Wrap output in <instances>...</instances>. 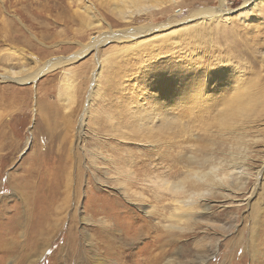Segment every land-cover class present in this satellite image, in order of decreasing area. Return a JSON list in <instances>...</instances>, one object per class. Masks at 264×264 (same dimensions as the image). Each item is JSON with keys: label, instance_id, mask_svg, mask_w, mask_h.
Segmentation results:
<instances>
[{"label": "rangeland", "instance_id": "rangeland-1", "mask_svg": "<svg viewBox=\"0 0 264 264\" xmlns=\"http://www.w3.org/2000/svg\"><path fill=\"white\" fill-rule=\"evenodd\" d=\"M170 2L160 0L161 5L137 11L117 0H0V74L33 72L48 61L73 57L100 38L172 24L135 40L109 39L99 52L35 83L0 81V264H95L91 259L69 262L66 256L59 260L70 234L66 221L53 224L56 215L65 220L76 211L80 219L94 202L107 209L110 198L123 192L117 182L127 181L129 173L141 168L147 175L133 190L144 196L139 201L125 199V208L143 216L142 210H153L160 195H167L160 202H171L170 193L160 189L163 178L177 181L191 167L208 170L217 165L224 171L243 163L245 172L254 176L236 184L229 197L210 196L204 222L184 225L183 232L172 230L174 246L157 253L166 252L161 264L167 257L197 264L204 253L209 257L203 264H264V0ZM222 8L229 11L227 16L204 23L192 15ZM97 58L103 59L104 70L90 99ZM173 64L220 77L207 91H197V107L175 108L166 114L167 120L150 125V142L141 134L146 132L139 129L134 111L141 105L152 111L150 71ZM236 92L242 104L234 101ZM229 98L234 99L227 105ZM74 155L81 167L79 199L73 187L66 206L62 170L69 162L66 170L74 178ZM139 159L147 168L135 167ZM174 168L178 174L171 177ZM29 180L50 191L35 197L25 188ZM53 195L59 200L58 214L49 212V228L28 242L37 230L31 225L40 220ZM31 200L36 203L33 212ZM149 219L158 224L155 217ZM168 224L160 226L166 231ZM141 225L139 221L130 227L128 236L138 234ZM83 227L92 230L77 220L75 233ZM160 232L136 235L135 242L121 248L127 256L124 253L119 261L114 257L110 264H149L147 253L155 248L150 238L163 237Z\"/></svg>", "mask_w": 264, "mask_h": 264}, {"label": "bare ground", "instance_id": "bare-ground-1", "mask_svg": "<svg viewBox=\"0 0 264 264\" xmlns=\"http://www.w3.org/2000/svg\"><path fill=\"white\" fill-rule=\"evenodd\" d=\"M159 1L160 0H117L118 3H121L122 6H124L123 8L125 9L130 8V10L137 9V11L147 8L152 4L161 5ZM173 1L175 2L176 0ZM174 2H170V3H174ZM124 14L125 16L127 15L126 13ZM228 14L229 11L222 8L220 9V11L218 12L215 11L214 13L208 10H201L195 15L194 14L192 15L194 19L198 21H202V23H204L208 21L205 19H214L216 17L223 18ZM171 25L172 24L169 22L161 26H157V27L155 26L148 30H145V28H143L138 31L132 32L131 34L130 33L121 34V35L117 34L111 36L110 38H100L98 41L96 40L95 42H93V44L89 46H84V48L73 57L48 61L43 66L38 68L36 71L33 72L31 71L29 73L26 72L20 73L13 70L12 72L7 71V73L5 74H0V81L2 82L12 81V82H16L17 84L35 83L38 79H40V77L46 75L47 73L57 70L62 66H66L67 64L77 62L78 60L82 59L83 56L91 54L92 51L95 53L99 52L100 47H102V45H104L107 41H109V39H113L118 42L124 39L135 40V38H137L138 36L141 35L144 36V34H148L152 30L154 31L165 30L169 28ZM97 66H98V70L101 71L98 72L96 67L97 74L94 76L93 86L91 87V91L89 95L90 99L95 96V94L97 93L96 89L99 88L98 84L104 70L103 59L97 58ZM203 75H201L199 72L195 74L194 71H192L191 65H186L185 67L182 66L180 68L179 65L173 64L172 66H169L167 69L164 70H161L159 68L156 69L154 68L153 70L150 71V76L152 77L149 81V87L151 88L152 92H150L148 95L153 97L154 99L151 101L152 111L148 112V110H146L144 106L141 109L142 106L141 105L140 107H137V109L134 111V116H133L139 122L140 125L139 129L140 128L145 129L144 131L146 133L142 132L141 134L148 137L145 138L146 140L150 141L149 138L151 137L150 131L152 132L151 128H153L150 125L152 124L156 125L157 123H160L162 121L164 122L165 119L167 120L166 114L173 111L175 108L181 106L184 107L187 106L188 108L193 109L194 107H197L198 104H197V99L195 97V95H197V91H201L200 94L204 91H207L208 88L213 83V81H215L217 78L220 77V76L217 77L216 75L213 79V77H211L209 73L205 74L204 76ZM221 81L222 80L220 78L219 83H221ZM69 88L72 89L73 86ZM236 94H237V97L235 95L236 99L229 98L227 105L230 104L233 99L234 101H237V104L243 103L242 100H238L242 98L240 97L241 95L239 96L238 92H236ZM67 100L71 101V99L69 98H67ZM127 105H131V104L127 103ZM89 111H90V106L88 105L85 113L88 114ZM81 126L84 127V120L81 121ZM150 142H152V140ZM165 145L167 146L169 145V143ZM67 157L69 158L70 155ZM73 159L75 160L74 178H73L74 180L71 179L72 175H70V173H68L66 170V167L69 162L65 165L64 170H62V176L64 175L65 183L63 184V182H61L62 183L61 186L65 188V191L63 193L66 194V196L62 199V202H64V205L66 206L70 202L69 194L72 193L70 192V190L74 187L75 199L78 200L79 199L78 189L81 186V180H80L81 167L78 166L79 165L78 163L80 162H77L78 160L75 155L74 158H71V160ZM60 161H62V159ZM66 162L67 161H65V163ZM138 165H140L142 168H147V163L142 162L141 159H139V162L137 161L135 162V167H137ZM244 167H245L244 163L241 166L240 164L232 165L231 167H229L227 170L224 171H222L221 168L217 165L210 166L208 170H202V168L200 167L199 168L191 167L184 173L183 178L177 181H170V178L167 177L163 178L160 182L161 185L160 189L164 190L168 194L170 193V195L173 197L171 202L167 204H165L163 201L160 202L161 200L165 199V197L167 196V195H160V198L156 202L157 204H155L156 206H154L153 210H150V208L146 209V207L144 208V210H142L144 214L143 216L142 215L139 216L137 214L131 213L129 212L130 210L127 211L128 208H125V204L128 203L125 199L128 200L136 199L139 201L140 197L144 196V194L142 193L140 194L139 192H135L133 188L139 185L147 174L146 172H144L145 170L142 171L141 168L140 170H135L129 173L130 176L128 174L130 179L128 178L127 181L117 180L118 181L117 184L119 186H122L123 192H118L117 197L113 196L112 198H110L112 200V205L107 209H104L102 206L100 207L98 204H96V202H94L93 203L94 205H91L85 210V216L81 215L80 213V219H78V215H77L78 212L76 211L72 214H67L65 220L63 219L61 220L59 215H56V220L52 221L53 224L57 226L59 224V221L60 223L66 221L68 223V233L70 234V236L68 237L67 245L60 250V254L58 258L60 260L66 256L67 259L65 257V260L69 262L73 260L76 263L79 262L83 263V260L91 259L95 264H110L111 261H113L114 257H116L118 261H119L118 258L121 259V256L125 253V251H127L125 249L122 250L121 248L132 244L133 241L135 242L136 239H138L139 237L136 235H142L143 232H149V231L154 233L163 231L164 233L160 232V236L163 235V237H159V238L149 237L150 240L155 244V248L150 250L147 253L148 255L146 254L149 259L145 258V260L147 259L146 261H148L149 264H161L162 263L160 261L161 256L163 257L164 255H166V252L161 251V253L158 254L157 251L167 246L170 247L174 246L176 239L174 238V234L172 230L183 232L184 230H186L184 225H188V226L192 225L196 227L200 226L204 222L203 215H206L211 210V206H210L211 202H209L210 196L222 195L223 197H229L230 194L234 192L233 188L236 187V184H238L242 180H245L246 178L254 176L248 174L247 171L245 172V170L243 169ZM177 174H178V170L175 168L173 171L171 170L169 173L171 177H174V175ZM24 184H26L25 188H29L28 192L31 191V193L34 194L35 197L37 196V198L41 197L42 195L44 196L47 191H50L49 188H46V190L43 189L44 186H42L41 190L38 189L37 188L38 184L36 185V183H34L33 181ZM39 191L40 193H38ZM228 192L230 194H228ZM55 197L56 195H53L49 200L50 204L48 205L50 206L45 208V210L43 209L41 211L42 214L39 218L40 220H43V222L39 220L38 222L35 221L32 225L30 224L34 228L37 227V230H36V234H34L33 236L29 235L30 237H28L27 239L28 242L32 241L34 238L36 239L37 238L36 236L40 232L45 231L46 229L49 228L46 227V223L48 222L47 214L49 212H52L53 215L58 214L56 205L58 204L59 200L57 197L56 198ZM26 198L28 199V197ZM28 205L30 207V210L33 212V209L36 208L35 200H31L28 203ZM133 205L136 204L133 203ZM170 209L171 210L173 209L171 213H170ZM123 215L127 217L131 216V217L130 219H125ZM151 217H155V219L158 220L157 225L151 223L152 220L149 219ZM19 220L16 224H19ZM77 220H80L83 226H88V225L92 226V230H88L86 227H83L82 228L83 230L80 231L79 235H77V233H75V227H77ZM139 221L142 222V225L140 226V228H138V231L140 230L139 233L128 236L127 234L128 229L130 227L132 228V226L135 223H138ZM52 222H50V225L52 224ZM164 222L170 223L164 226L166 228V231H164L162 229V226H160ZM32 231L33 230L31 228L29 234L32 235L31 233ZM117 232L120 233L117 234ZM9 243L11 245V241H9ZM12 243H15V241H13ZM125 255L127 256V253H125ZM207 257L209 256L206 255L205 253L202 254V256L199 257V262L197 264H203L207 259ZM163 261L164 264H181L180 262L176 263V260L173 259L172 257H167Z\"/></svg>", "mask_w": 264, "mask_h": 264}]
</instances>
